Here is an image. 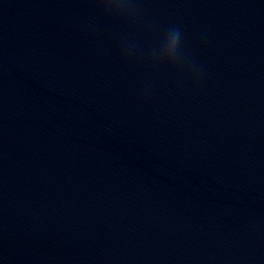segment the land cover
<instances>
[{
    "label": "clouds",
    "instance_id": "obj_1",
    "mask_svg": "<svg viewBox=\"0 0 264 264\" xmlns=\"http://www.w3.org/2000/svg\"><path fill=\"white\" fill-rule=\"evenodd\" d=\"M99 3L111 9L116 5V11L124 12L129 16H137L138 10L130 6L131 0H98ZM182 41V31L179 27H172L168 30L163 47L159 50V54L156 58L160 61L167 62L169 64H177L183 60V57L178 55L180 45ZM135 45L130 40L124 41V51L126 55H130Z\"/></svg>",
    "mask_w": 264,
    "mask_h": 264
}]
</instances>
